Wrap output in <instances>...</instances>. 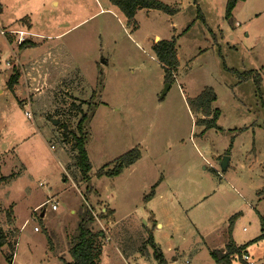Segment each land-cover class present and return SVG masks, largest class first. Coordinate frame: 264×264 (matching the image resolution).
Wrapping results in <instances>:
<instances>
[{
  "label": "rangeland",
  "instance_id": "1",
  "mask_svg": "<svg viewBox=\"0 0 264 264\" xmlns=\"http://www.w3.org/2000/svg\"><path fill=\"white\" fill-rule=\"evenodd\" d=\"M159 1L175 13L129 21L111 0H0V264L71 261L85 209L99 264H159V253L218 264L211 252L231 241L264 264V0H240L231 18L228 0ZM160 39L176 41L172 82L152 48ZM207 88L220 116L206 130L193 101ZM83 114L86 179L70 134ZM134 149L133 165L99 175Z\"/></svg>",
  "mask_w": 264,
  "mask_h": 264
},
{
  "label": "trees",
  "instance_id": "2",
  "mask_svg": "<svg viewBox=\"0 0 264 264\" xmlns=\"http://www.w3.org/2000/svg\"><path fill=\"white\" fill-rule=\"evenodd\" d=\"M240 0H228L226 5V17L231 18L232 12ZM111 2L118 6L129 21H133L137 12L141 9H158L165 11L169 14L175 13V8L170 7L167 4L159 0H111ZM34 46L32 42L24 41L19 45L20 49ZM153 51L156 54L157 59L161 62L165 69L166 82L174 81V74L179 67V60L176 50V41L171 40H159L153 46ZM21 73L14 69L8 81V87L14 89L18 84ZM256 83L261 84V76L257 75ZM217 100V95L213 89L207 88L200 94L194 101L195 110L199 111L203 118L201 124L207 129L217 127V121L220 116V111L217 108H213L212 104ZM89 116L83 114L80 121L77 124L76 132H71L74 138V150L76 152L75 165L79 169L82 178L86 179L91 171L92 165L89 159L86 149L87 132L85 130V121ZM64 126V125H63ZM65 127V126H64ZM228 154V153H227ZM141 157L139 149H134L129 153L121 156L118 162L112 169L100 170L99 175H118L126 167L133 165ZM1 172V167H0ZM7 179L6 177L0 178V181ZM264 193V189L262 190ZM93 212L89 209H85L82 213L81 219L78 224V233L75 236L73 245L69 252L72 260L66 262V264H99L100 256L102 253L103 239L99 233H95L91 230L90 224L94 221ZM7 242L6 236L0 231V247ZM245 247H239L234 242H230L224 252L212 251L211 256L218 264H233V257L236 254H241ZM159 264H166V260L162 253L158 254ZM244 264H249L245 262Z\"/></svg>",
  "mask_w": 264,
  "mask_h": 264
},
{
  "label": "built area",
  "instance_id": "3",
  "mask_svg": "<svg viewBox=\"0 0 264 264\" xmlns=\"http://www.w3.org/2000/svg\"><path fill=\"white\" fill-rule=\"evenodd\" d=\"M2 33L6 34V33H11V34H17V38H18V44L20 45L21 43H23L26 39V35L28 32L26 31H23V30H7V31H2ZM9 65V63H8ZM27 116L30 117V113H26ZM50 200H47L43 203L44 204H48ZM52 209L53 210H57L58 209V202L57 201H53L52 202ZM38 228H36L37 230ZM242 259L243 261L245 262H249L250 261V255L246 252V251H243V254H242ZM249 264H252L251 262H249Z\"/></svg>",
  "mask_w": 264,
  "mask_h": 264
},
{
  "label": "water",
  "instance_id": "4",
  "mask_svg": "<svg viewBox=\"0 0 264 264\" xmlns=\"http://www.w3.org/2000/svg\"><path fill=\"white\" fill-rule=\"evenodd\" d=\"M167 86H169V84H167ZM53 122H55L56 124L58 123L57 119H53ZM229 162H230V157L225 155L223 156L221 162H220V167L223 171H226L227 168L229 167ZM42 216H44V212L42 213Z\"/></svg>",
  "mask_w": 264,
  "mask_h": 264
},
{
  "label": "crops",
  "instance_id": "5",
  "mask_svg": "<svg viewBox=\"0 0 264 264\" xmlns=\"http://www.w3.org/2000/svg\"><path fill=\"white\" fill-rule=\"evenodd\" d=\"M32 84H33V83H32ZM40 84H41V83H40ZM33 85H34V84H33ZM35 86H36V85H35ZM37 89H38V88H37ZM0 93H1V91H0ZM43 212H44V211H43ZM43 212H42V213H43ZM44 213H45V212H44ZM41 216H42V214H41ZM68 262H69V261H68Z\"/></svg>",
  "mask_w": 264,
  "mask_h": 264
}]
</instances>
